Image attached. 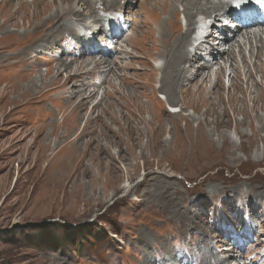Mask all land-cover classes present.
<instances>
[{
	"label": "rangeland",
	"instance_id": "374dc122",
	"mask_svg": "<svg viewBox=\"0 0 264 264\" xmlns=\"http://www.w3.org/2000/svg\"><path fill=\"white\" fill-rule=\"evenodd\" d=\"M78 1L0 0V264H264V38L240 29L234 66L188 69L175 112L163 77L172 37L189 36L185 0ZM107 15L125 33L97 69L75 35L94 41ZM55 223L108 233L111 253L21 237Z\"/></svg>",
	"mask_w": 264,
	"mask_h": 264
},
{
	"label": "bare ground",
	"instance_id": "6f19581e",
	"mask_svg": "<svg viewBox=\"0 0 264 264\" xmlns=\"http://www.w3.org/2000/svg\"><path fill=\"white\" fill-rule=\"evenodd\" d=\"M121 3H119V2ZM137 2L138 0H105L106 4L105 6H107V4L109 5V7H115V6H120V10H125L126 8H130V6L133 4V2ZM232 1V4L236 1V0H218V3H216L214 0H185L184 3H185V13L187 14V16L189 17V20L192 22L193 20V13L194 11H197V10H203L205 12H208L207 15L208 17H211V14L215 11H220L219 9H222L224 6L226 7V5ZM83 3L82 5V8H81V11H84L85 8L83 7L86 3L84 0H79L78 1V4L80 3ZM122 2H124L123 6H122ZM98 3V2H97ZM95 4V3H94ZM122 6V7H121ZM91 7V6H89ZM60 9V8H59ZM113 9H116V8H113ZM95 13V18H96V15H97V9H92ZM223 10V9H222ZM59 11V10H58ZM61 11V10H60ZM77 9H75L74 7L68 9V10H64L62 13L59 14L60 16V19L63 18L64 16L68 15V14H72L70 16H72L71 18H68V19H71L73 21H71L70 23L66 22V24L70 27H73L75 26L77 23H79L81 20H83V13ZM225 11V10H224ZM99 12V11H98ZM117 12L120 13L119 9L117 10ZM225 12H228V15L230 16H233V9L230 8L228 9V11H225ZM118 13V14H119ZM129 14H130V11H129ZM132 14V13H131ZM134 15V14H133ZM99 16V15H98ZM66 18V17H65ZM82 18V19H81ZM75 20V21H74ZM95 23H102V25L107 29V30H110L111 31V28H108L107 26V18L106 16L104 17V19L100 20L99 19H95L94 20ZM111 25V23L109 24ZM60 26V25H58ZM256 26V25H255ZM254 26V27H255ZM80 27H82V25L80 24ZM259 31H261L262 33H258L257 31H253L252 27H241V28H237L236 30H234L232 33L234 34L233 37H230V36H226V35H222L221 36V40L219 42V45L220 43L224 44L225 41H228V40H231V42L229 41V43H232V41L236 42V44L239 46L240 50H242V44H241V40L235 38V35H236V32H238L240 29H245V32H246V35H242L244 40H245V44H253V41L255 39V41L258 43V42H262L263 40V34H264V26H256ZM54 30V29H53ZM223 30V29H222ZM243 31V30H242ZM177 32V31H176ZM101 33V30H94L91 32V37H93L94 39H96L97 43L94 42H89L88 45L85 44V38L82 37L81 34H78L76 32V38L79 40V42L82 43V47L80 49H83L86 47V50H87V53H88V57L91 59V58H98V59H101V58H104L105 61L104 62H100V63H97L99 61H94L92 60L91 63L94 65V66H98V68L102 67L103 65H106L108 64V68L111 69L110 65H112V58L114 57V55H111L109 57V59L106 58V55L110 54V53H107L105 52L104 54H100V51H99V48H98V41H102L103 38L99 37ZM172 33V32H171ZM244 33V32H243ZM75 34V33H74ZM173 34V33H172ZM51 35V34H50ZM53 35V34H52ZM174 35V34H173ZM115 36V41L116 43H118V41L120 40V37H118V35H114ZM176 36V34H175ZM212 36V35H211ZM240 36V35H239ZM237 37V36H236ZM169 38V37H168ZM235 38V39H234ZM233 39V40H232ZM243 40V41H244ZM173 43L169 45V49H170V52L169 53V58L166 62V65H165V72H164V77H163V80H164V86H166V89L167 90V94L169 95V100L173 106V109L175 112H178V109L176 108V106L179 105L180 103V100L177 98L176 96V93H177V88L180 87V77H182L185 73L188 72V69L189 67L187 66H181L182 63L186 60V58L188 59V50H184V46H185V43L186 41L188 42L189 41V36L187 34H178L175 38L172 37V40ZM241 41V42H240ZM165 43V42H164ZM217 43V42H216ZM247 46V45H246ZM258 46V45H256ZM235 50V49H234ZM239 50V52L241 53V55H244L243 52H241ZM84 51V50H83ZM211 51L213 54H211ZM112 54H114V52H111ZM75 55V54H74ZM210 56L212 57L213 60H211L210 62L212 63L211 65H205L207 66H211L213 67V64L215 63L216 65L217 64H220L219 60L217 57H223L225 58L226 61H229L231 60V67L234 66L232 65V60H234V55H233V51H232V48H229V49H223V50H219L218 51V47H211L210 49ZM227 56V57H226ZM87 57V58H88ZM222 58H220L221 60ZM84 60V59H83ZM5 61V60H4ZM63 61V60H62ZM1 62V61H0ZM209 62V63H210ZM88 63V62H87ZM227 63V62H226ZM63 66H67L69 65V63H63L62 64ZM198 66V64L194 65L193 67H196ZM204 64L202 65H199V69H198V72L196 74V76L199 75L200 71L203 69H207L206 67H203ZM106 66L103 67V71L106 72ZM230 67V66H228ZM224 73V68L223 66L219 67V74H223ZM79 74V73H78ZM106 74V73H104ZM210 74V72L208 73V75ZM71 75V74H70ZM211 75V74H210ZM210 75H209V81H210ZM252 76V75H251ZM238 77V76H237ZM196 78V77H195ZM78 79V78H77ZM195 80V79H194ZM205 81H208V76L205 77ZM179 85V86H178ZM237 85H240L239 82H235L233 83V87H236ZM217 87V86H215ZM220 88V87H219ZM215 89V88H214ZM216 93V92H215ZM86 98V97H85ZM183 99V98H182ZM82 105L78 106L77 109L81 108Z\"/></svg>",
	"mask_w": 264,
	"mask_h": 264
},
{
	"label": "trees",
	"instance_id": "16d2710c",
	"mask_svg": "<svg viewBox=\"0 0 264 264\" xmlns=\"http://www.w3.org/2000/svg\"><path fill=\"white\" fill-rule=\"evenodd\" d=\"M54 226H61L70 235L64 234H50L47 232L50 228L54 226H44L42 229L37 226H28L27 229H24L21 233V237L27 240H30L31 243H34L36 245L42 243L44 240H50V241H58V244H60V248H63L64 250H75L78 254V256H87L90 253L100 255V253L104 252L107 253L106 249H108V253L111 251L108 247H111L113 243L111 242V237L106 232H102L104 235L93 237L88 233H81L80 228L76 227H69L64 224L55 223ZM34 228H37L34 232L32 230ZM73 237V241L71 240ZM65 240L67 244H61V240ZM69 242V243H68Z\"/></svg>",
	"mask_w": 264,
	"mask_h": 264
}]
</instances>
